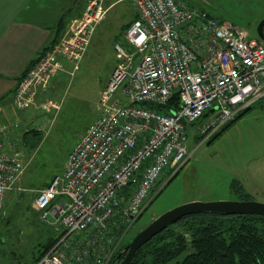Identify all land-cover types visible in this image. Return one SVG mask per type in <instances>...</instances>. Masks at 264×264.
Masks as SVG:
<instances>
[{
	"label": "built area",
	"instance_id": "2783aa9c",
	"mask_svg": "<svg viewBox=\"0 0 264 264\" xmlns=\"http://www.w3.org/2000/svg\"><path fill=\"white\" fill-rule=\"evenodd\" d=\"M136 17L114 43L116 65L100 90L99 115L72 146L64 170L37 190L33 207L57 227L56 242L35 264H114L125 234L190 157L188 127L208 139L264 98V40L187 0H130ZM104 0H90L59 41L18 81L16 111L37 104L65 60L79 67ZM178 95V107L157 105ZM0 211L28 162L19 123L2 119ZM168 171H171L169 173ZM168 176L166 179L163 177Z\"/></svg>",
	"mask_w": 264,
	"mask_h": 264
},
{
	"label": "rangeland",
	"instance_id": "374dc122",
	"mask_svg": "<svg viewBox=\"0 0 264 264\" xmlns=\"http://www.w3.org/2000/svg\"><path fill=\"white\" fill-rule=\"evenodd\" d=\"M90 0H33L50 21L65 23L80 17ZM213 16L250 29L264 14V0H187ZM106 14L97 23L91 45L79 67L59 72L41 91L37 104L18 111V131L40 132L39 145L24 149L28 162L19 188L8 194L0 211V264H34L39 248L57 232L33 207L37 190L60 174L72 146L99 115L97 101L117 59L114 43L126 44L124 25L134 16L130 0H104ZM47 18V16H46ZM66 29V28H65ZM203 116L188 127V160L160 188L129 228L121 245L166 211L192 201L241 200L233 181H239L251 199L264 203V98L224 125L206 140L197 137ZM36 136V135H35ZM171 173V171H168ZM168 176L163 177L166 179Z\"/></svg>",
	"mask_w": 264,
	"mask_h": 264
},
{
	"label": "trees",
	"instance_id": "16d2710c",
	"mask_svg": "<svg viewBox=\"0 0 264 264\" xmlns=\"http://www.w3.org/2000/svg\"><path fill=\"white\" fill-rule=\"evenodd\" d=\"M133 20L124 25L123 30ZM59 24L60 31L62 29L64 32L65 23ZM62 31L42 54L60 39ZM178 103L179 97L174 95L169 102L156 107L170 112L172 108L178 107ZM252 107L241 111L236 118ZM40 137V132L34 128L24 131L23 147L33 150L39 145ZM197 137L203 139L204 136ZM233 187L239 192L241 200L251 199L252 195L244 190L239 181H233ZM56 239L55 234L42 244L34 264L55 244ZM126 244H122L116 251L113 257L114 264L119 254L124 257ZM129 264H264V216L225 215L209 211L187 215L145 243Z\"/></svg>",
	"mask_w": 264,
	"mask_h": 264
},
{
	"label": "crops",
	"instance_id": "0c3cea01",
	"mask_svg": "<svg viewBox=\"0 0 264 264\" xmlns=\"http://www.w3.org/2000/svg\"><path fill=\"white\" fill-rule=\"evenodd\" d=\"M135 17L136 10L132 20ZM59 23L50 21L47 12L33 0H0V106L5 108L2 119L17 121L13 100L18 81L60 35Z\"/></svg>",
	"mask_w": 264,
	"mask_h": 264
},
{
	"label": "water",
	"instance_id": "95a60500",
	"mask_svg": "<svg viewBox=\"0 0 264 264\" xmlns=\"http://www.w3.org/2000/svg\"><path fill=\"white\" fill-rule=\"evenodd\" d=\"M264 18L258 25V36L264 40L263 33ZM212 108L210 112H213ZM210 112L206 113L207 116ZM218 212L225 215L233 214H255L264 216V203L256 200H219V201H192L170 209L155 218L148 226L139 231L132 241L128 242L124 248V257L118 255L115 264H129L136 252L155 235L162 232L169 225L176 223L181 218L198 212Z\"/></svg>",
	"mask_w": 264,
	"mask_h": 264
},
{
	"label": "flooded vegetation",
	"instance_id": "af4514ba",
	"mask_svg": "<svg viewBox=\"0 0 264 264\" xmlns=\"http://www.w3.org/2000/svg\"><path fill=\"white\" fill-rule=\"evenodd\" d=\"M263 18H264V14H263L260 18H258V19L256 20V22H254V23H250V24H252V25L255 27L256 35H258V25H259L260 21H261ZM263 33H264V25H263Z\"/></svg>",
	"mask_w": 264,
	"mask_h": 264
}]
</instances>
